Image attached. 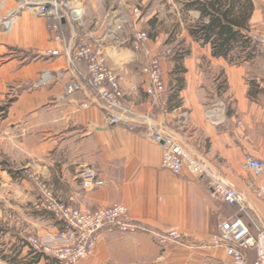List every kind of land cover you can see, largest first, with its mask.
Masks as SVG:
<instances>
[{"label":"crops","instance_id":"0c3cea01","mask_svg":"<svg viewBox=\"0 0 264 264\" xmlns=\"http://www.w3.org/2000/svg\"><path fill=\"white\" fill-rule=\"evenodd\" d=\"M15 1H6L9 10L14 9ZM79 1L86 5L88 25L74 29L68 24L64 28L67 44L73 49L83 39L91 40L118 74L125 103L133 113L151 114L156 131L182 142L208 174L235 185L247 198L248 213L216 198L209 175L197 178L187 170L176 174L163 168L160 145L143 131L107 123L104 104L96 90L86 84L85 64H78L75 76L65 53H43L62 49L63 45L51 38L46 18L25 12L9 30L1 27L5 14L0 13V55L14 46L38 53L32 61L11 58L0 63V101L7 96L8 85L17 90L0 121L3 152L26 173L46 180L60 202L88 210L123 203L128 207L126 219L145 228L134 232L101 230L94 253L74 264H224L228 260L225 250L210 242L216 223L235 215H241L248 224V214L264 218V203L256 194L264 185V174L256 176L245 166L246 152L264 158V0H253L254 12L249 20L248 34L256 41L255 55L249 61L235 63L215 57L211 44H202L190 33L201 15L187 6L190 0H167L176 15L174 31L165 39L163 34L151 39L142 51H136L130 43L134 29H142V21L131 14L137 6L132 0ZM147 1L139 0V7L143 9ZM123 14L132 16V22L118 31L116 25ZM165 42L177 49L163 61L166 91L154 98L146 93L149 85L143 67ZM182 52L184 57L178 59ZM179 67L186 71H179ZM48 69L53 78L47 84H38L42 72ZM179 76L185 86L174 98ZM73 79L82 87L68 94L65 86ZM222 100L227 101L226 119L215 125L206 110ZM87 168L96 169L104 180L93 191L82 186L81 173ZM2 179L3 190L12 197L7 202L11 211L22 214L33 225L49 220L60 227L46 211V204L37 198L46 193L41 186L35 187L26 174L16 178L8 174ZM172 227L187 235L180 241L161 243L159 235ZM25 229L15 232L10 241H0V248L5 249L0 250V264H5L2 257L7 251L18 253L21 262L31 258L30 248L22 246ZM45 232L39 226L38 233ZM250 255L249 264L256 256L254 252ZM33 264L60 261L43 256Z\"/></svg>","mask_w":264,"mask_h":264},{"label":"built area","instance_id":"2783aa9c","mask_svg":"<svg viewBox=\"0 0 264 264\" xmlns=\"http://www.w3.org/2000/svg\"><path fill=\"white\" fill-rule=\"evenodd\" d=\"M7 0L0 1V7ZM19 10L29 11L44 18L54 20L52 29H57V23L62 20L71 25L77 24L82 28L88 25L83 4L76 0H16ZM133 14L141 16L140 7H133ZM132 17L123 14L116 29L125 30L126 24H131ZM60 40V36H58ZM150 36L143 29L135 28L130 43L136 51L145 50L150 43ZM66 45V43H64ZM67 46V45H66ZM66 55L69 62L74 59L84 61L87 67L86 84L96 90L98 99L104 104L107 111V123L123 125L131 131H143L150 139L158 143L162 149V167L181 174L183 170L189 171L197 178L210 177L213 194L224 203L236 206L239 212L248 213L249 207L244 194L227 179L221 176L208 174L196 156H193L188 148L178 142L172 136L161 134L154 128V118L151 114L133 113L125 104V92L117 73L110 67L108 58L99 50L93 42L80 41L72 54L71 47H66ZM172 53L170 47L163 48L152 55L143 71L148 78L146 93L154 98L160 97L167 88L163 61ZM46 55H61L59 50L49 49ZM73 55V56H72ZM73 64V63H72ZM71 68L75 76L77 73ZM53 78L51 71L45 70L38 84H47ZM82 87L81 83L72 80L66 84L68 94H72ZM88 107L87 103L82 104ZM225 102L218 101L208 107L207 116L215 125L223 124L226 116ZM245 166L256 176L264 174V158L254 154L245 153ZM82 186L86 191H93L104 184L96 169L87 168L82 171ZM256 194L264 203V185L256 190ZM57 215L66 224V229L61 235L53 238H29L28 247L35 252L43 253L44 256L56 258L60 264H74L90 257L96 250V242L99 233L103 229H117L122 232L137 231L145 229L142 225H136L126 219L128 207L123 203H114L109 207L96 209L93 212L80 211L69 206L62 209L54 208ZM251 224L240 215L230 216L216 223V230L212 233L211 245L221 247L225 250L228 260L224 264H249L254 252L255 259L251 264H264V218L257 219L248 214ZM187 234L177 228H169L168 232L159 235V241L166 243L168 240L180 241Z\"/></svg>","mask_w":264,"mask_h":264},{"label":"rangeland","instance_id":"374dc122","mask_svg":"<svg viewBox=\"0 0 264 264\" xmlns=\"http://www.w3.org/2000/svg\"><path fill=\"white\" fill-rule=\"evenodd\" d=\"M1 1V0H0ZM77 2H79L80 4L82 3L79 0H76ZM133 3H135L138 7V3L139 0H132ZM17 4L15 5V7H13L14 9L9 10V6L10 5H3V7H0V13L1 14H5V17L3 18L1 23V27H5L7 28V30H9L12 27V22H18L19 21V15H21L22 13L25 12L26 15L28 16H39L33 13H30L29 11H25L19 10V3L18 1H15ZM83 6L86 9V5L84 3H82ZM172 4L167 1V0H149L147 1V6H144L143 9L140 7V11H141V16L138 17L139 20L142 21V29L145 30L147 33H149L150 39L156 38L157 36L161 37V35L163 34V39H165L167 37V34L170 33V31L173 29V23L176 20V15L175 11L171 12V9L169 8V6H171ZM18 6V7H17ZM132 15L133 14V10H132ZM86 19H87V15L85 13ZM152 16H154L152 18ZM132 17V16H131ZM36 18V17H35ZM152 18V19H151ZM47 19V26L49 31L51 32V38L54 41H57L60 45H63L62 49H54V50H59L61 53H65L66 52V47H69L70 45L67 44L68 41L65 39L64 35H65V27L72 26L74 29H84L80 26H78L77 24H73L71 25L69 22L62 20L60 24L57 23V29H52L53 24L55 23L53 19ZM4 21L8 22V25L5 26L4 25ZM3 24V25H2ZM128 24H126L127 26ZM3 27V28H4ZM174 31V30H172ZM178 31H181L180 28H178ZM172 35V34H171ZM58 36H60V40L58 39ZM171 37V36H169ZM84 41H88L83 39ZM82 40V41H83ZM164 41V40H163ZM64 43H66V45H64ZM78 45V43L76 44V46ZM1 46V44H0ZM72 49V54L75 50V47ZM160 50H163V48L166 47H170L172 49V53L170 55H168L166 58L171 57L172 55H174L175 50L177 49V47L175 45H173V43H169V42H165V44H162L160 46ZM49 49H47L48 51ZM47 51H44L43 53H47ZM66 54V53H65ZM38 55L37 52H27L26 50H24L22 47L20 46H14V47H8V50L4 53V55H0V63H3L6 60H9L11 58H20L23 59L25 62L28 61H32L33 58H35ZM62 55V54H61ZM52 56H60V55H52ZM67 56V55H66ZM73 56V55H72ZM262 59H264V55L263 57H261ZM73 63V64H72ZM69 62V68H74L73 70H75V72L77 71V66L79 63H84L86 66V63L84 61H80L79 59H74L73 58V62ZM86 73H87V67H86ZM79 75V73H78ZM118 75V74H117ZM88 86V85H87ZM6 90L8 91L7 96L5 97V99L0 101V107H6V106H10L11 102L14 100V96H15V89L14 86L12 85H8L6 87ZM9 94L11 96H9ZM225 102V100H224ZM126 104V103H125ZM226 104V115H227V101L225 102ZM3 113H0V121L2 120V118H4ZM209 118V117H208ZM123 126V125H121ZM125 127V126H123ZM126 128V127H125ZM127 129V128H126ZM130 130V129H128ZM131 131V130H130ZM140 131V130H138ZM0 141H1V135H0ZM1 143V142H0ZM17 171H21V172H17ZM10 175L13 178L19 177L20 175H24L26 174V176H28L31 180H33V183L37 186H41L46 193L45 194H40L37 196V198H39V200L41 199L40 202H43L45 205V209L46 211L53 215L57 220H58V224H60L59 228H56V226L51 223L49 220H44V221H40V223L36 222L37 225H33L31 222L27 221L26 219H24L17 211H11L8 208L7 202L12 201V197H8L6 192L3 190V176L6 175ZM19 175V176H18ZM46 180H44L42 177H40L37 174L34 173H26V171L22 168L20 169L18 164L16 162H13L8 156H6V154L3 152V147H1L0 144V226H2L4 228V232L3 234L0 233V241L2 243V241H10L11 239L14 238V234H16L15 232H20L21 230H23L24 228V235L22 236L23 238H21V240L24 239H29L31 238H53V237H58L61 235L62 231H64L66 229V224L61 220V218H59V216L57 215V212L54 210V208L57 209H62L63 206H69L72 207L74 209H78V210H82V211H89V212H93L96 209H100V208H105V207H99V208H95V210H88V209H80V208H76L74 206H71L68 203H62L60 202V200L57 198L56 195H54L53 193H51V190L48 189V186L46 185ZM21 204V203H20ZM40 224V225H39ZM30 226V227H29ZM39 226H41V228H43L45 232V234L43 233L40 234L38 233V229ZM11 231L9 234H7V232ZM22 246H26L25 244H23L22 242ZM28 247V246H26ZM30 248V247H29ZM0 250L2 252H4L3 248H0ZM7 250V249H6ZM0 252V254L2 253ZM14 251H7L6 254L7 256H10L11 254H14ZM32 255V254H31ZM2 260L5 262V264H10L9 262H7L3 257Z\"/></svg>","mask_w":264,"mask_h":264},{"label":"trees","instance_id":"16d2710c","mask_svg":"<svg viewBox=\"0 0 264 264\" xmlns=\"http://www.w3.org/2000/svg\"><path fill=\"white\" fill-rule=\"evenodd\" d=\"M187 6L201 12L200 21L191 27L190 33L202 44H211L215 57L223 56L230 63L249 61L254 57L256 41L248 34L249 20L254 12L253 0H190ZM180 55L178 59L184 57L183 52ZM179 71L186 70L179 67ZM176 80L174 98L185 86L182 77L179 76ZM9 107V105L0 107V113H3L4 117ZM0 231H4L2 226ZM22 242L28 246L25 239ZM29 254H32L31 258L25 262L19 261L18 253L4 255L3 258L11 264H33L44 256L41 252H35L33 248H30Z\"/></svg>","mask_w":264,"mask_h":264},{"label":"bare ground","instance_id":"6f19581e","mask_svg":"<svg viewBox=\"0 0 264 264\" xmlns=\"http://www.w3.org/2000/svg\"><path fill=\"white\" fill-rule=\"evenodd\" d=\"M4 25L7 26L8 25V22H5Z\"/></svg>","mask_w":264,"mask_h":264}]
</instances>
